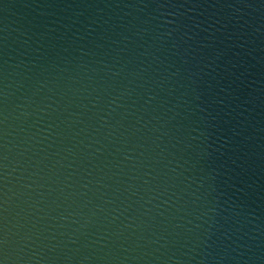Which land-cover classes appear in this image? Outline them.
<instances>
[{
	"label": "water",
	"instance_id": "95a60500",
	"mask_svg": "<svg viewBox=\"0 0 264 264\" xmlns=\"http://www.w3.org/2000/svg\"><path fill=\"white\" fill-rule=\"evenodd\" d=\"M3 264H264V0H0Z\"/></svg>",
	"mask_w": 264,
	"mask_h": 264
},
{
	"label": "snow or ice",
	"instance_id": "6c2138e0",
	"mask_svg": "<svg viewBox=\"0 0 264 264\" xmlns=\"http://www.w3.org/2000/svg\"><path fill=\"white\" fill-rule=\"evenodd\" d=\"M0 264H3V262H2V261H0Z\"/></svg>",
	"mask_w": 264,
	"mask_h": 264
}]
</instances>
